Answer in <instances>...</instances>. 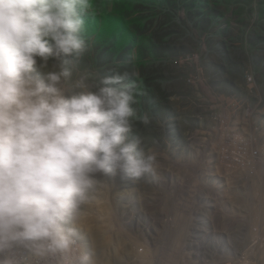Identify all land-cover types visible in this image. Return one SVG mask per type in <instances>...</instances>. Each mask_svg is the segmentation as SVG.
Returning <instances> with one entry per match:
<instances>
[{
	"label": "rangeland",
	"instance_id": "1",
	"mask_svg": "<svg viewBox=\"0 0 264 264\" xmlns=\"http://www.w3.org/2000/svg\"><path fill=\"white\" fill-rule=\"evenodd\" d=\"M254 119L264 143V0H0V168L37 153L22 198L98 264L154 262L171 229L229 263L251 239Z\"/></svg>",
	"mask_w": 264,
	"mask_h": 264
},
{
	"label": "built area",
	"instance_id": "2",
	"mask_svg": "<svg viewBox=\"0 0 264 264\" xmlns=\"http://www.w3.org/2000/svg\"><path fill=\"white\" fill-rule=\"evenodd\" d=\"M247 85L251 86L252 81L248 77ZM255 102L251 107L258 108ZM238 150L242 156V161L248 163L240 164L246 170H252L259 174L255 177L254 187L258 194L251 196L253 205H264V197L259 195V187L262 184L264 169V143L261 140L256 120L253 122V133L248 137L246 143H238ZM25 163L13 165L5 163V170H0V264H74L72 262L73 246L75 242L54 243L51 228L46 224V216L43 219H36V214L26 206H16V199H22L23 189L32 187L35 180L43 174L41 168H32V151H22ZM30 156H32L30 158ZM0 163H3L0 160ZM43 165V164H42ZM19 173V174H18ZM264 195V191H263ZM248 200V199H246ZM254 202V203H252ZM248 208H244L246 210ZM245 218H250V242H243L242 250L230 255V263L218 261V254L212 253L211 260H204L203 248H200V257H193L189 253V248L185 245L180 246V242L186 235V229H171L165 234L160 233V239L169 240L171 250L174 248L178 254L175 261L171 264H264V259L258 258V253L264 256V244L259 236L264 234V223H260L262 218L258 217L259 222L252 221L250 213ZM258 212V210H256ZM262 214V212H260ZM193 216L191 214L189 225L191 226ZM209 222V221H208ZM212 231H213V222ZM185 230V231H184ZM173 257V251L165 254L162 252L156 256L154 262L149 264H168L161 262L165 258ZM135 264H147L146 262H135Z\"/></svg>",
	"mask_w": 264,
	"mask_h": 264
},
{
	"label": "bare ground",
	"instance_id": "3",
	"mask_svg": "<svg viewBox=\"0 0 264 264\" xmlns=\"http://www.w3.org/2000/svg\"><path fill=\"white\" fill-rule=\"evenodd\" d=\"M1 136H2V134H1ZM35 156L37 157V155H35ZM52 158H54V156ZM45 160H46V162H45L46 164L44 167V172L50 170V163H51L50 160H48V157L45 158ZM51 164H53V163H51ZM0 170H5V168H3V169L0 168ZM28 196L31 197L30 195H28ZM261 203H263V202H261ZM23 205L28 207L31 210L32 214H36V219H43V216H46V224H47L48 228H51V234H52V238H53L54 243H59V244H61V242L64 243V241H62V239H64L66 242H75V245L73 246V254H72V262H74V264H98L97 261H95V259H94V254L91 255L92 256L91 258L89 256H86L84 246H82V243H81L82 240L79 237L80 234L78 233V231H76V229L70 228V226L67 224L69 221L64 220L62 218V216L59 217V216L54 215L52 213H38V212L34 211L32 208H30L32 206V204L27 199H25V198L16 199V206H23ZM262 207H263V205H253V204L249 205V208L253 211H256ZM244 208H248V205L239 206L240 210H243ZM198 229H200V228H196L194 230H198ZM188 234L186 235V238H187ZM216 235H219V233H217ZM203 250L205 252L209 253V257L211 260L212 252L208 249V247H203ZM172 251H173V257H171V259L170 258L163 259L161 261L162 263L166 261V263L171 264L173 261H175V256H177L178 254L175 252L174 249ZM221 255L222 254H218V259ZM225 263H227V259H226Z\"/></svg>",
	"mask_w": 264,
	"mask_h": 264
}]
</instances>
